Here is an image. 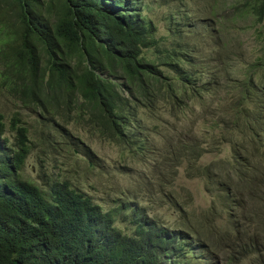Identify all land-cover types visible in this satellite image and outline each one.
<instances>
[{"label":"trees","instance_id":"trees-1","mask_svg":"<svg viewBox=\"0 0 264 264\" xmlns=\"http://www.w3.org/2000/svg\"><path fill=\"white\" fill-rule=\"evenodd\" d=\"M206 9L214 21L225 15L264 40V0H209ZM148 10L144 0H0V95L49 130L35 143L19 112L8 127L10 147L0 144V264H264V54L250 62L238 30L223 32L214 21L208 35L195 22L188 33L181 10L164 17L160 31ZM221 88L235 95L205 113L217 132L213 143L176 137L157 165L172 183L185 169L186 179L215 192L220 206L200 218L164 182L162 207L180 217L174 225L141 206L145 184L101 207L70 179L48 174L42 157L60 139L62 153L75 157L86 152L82 134L117 144L121 156L137 155L150 135L142 110L156 121L160 112L177 117L188 102ZM6 134L0 114V138ZM38 144L46 147L40 183L23 174ZM224 146L229 160L202 165ZM214 209L229 216L222 235L211 231Z\"/></svg>","mask_w":264,"mask_h":264},{"label":"rangeland","instance_id":"rangeland-1","mask_svg":"<svg viewBox=\"0 0 264 264\" xmlns=\"http://www.w3.org/2000/svg\"><path fill=\"white\" fill-rule=\"evenodd\" d=\"M209 0H144L149 8L148 16L153 20H157L156 24L162 31L164 26L163 18L181 10L184 17L187 18L188 33L194 31L193 23L195 22L200 28H203L208 35V29L213 24L211 11L206 9ZM226 1V0H225ZM218 4V3H217ZM215 4V5H217ZM221 4V3H219ZM229 4V3H228ZM223 5V4H221ZM249 15H246V18ZM245 18L244 29L252 25V17L247 20ZM222 28L223 32H229V28L238 30L243 38L241 50L247 53L244 57H247L250 62L255 63L256 59L261 58L264 54V40L258 41L255 37V29H247V31H241L234 22L227 17L215 20ZM186 24V23H185ZM240 26V25H239ZM264 33V23L260 26ZM234 31H230L232 33ZM264 35V34H263ZM241 69L237 68L236 72L239 73ZM260 72V70H259ZM235 94H227L224 88L220 91H216L212 95H201L197 99H194L187 103L182 111L178 112L177 117H170V114H162L160 112L157 116H146L149 110H142L143 121L149 127L148 133L149 141L146 144L144 152L137 154L130 151H125L124 156L122 154V148L117 144L101 142L98 139H90V136L82 134V139L85 142L86 152H78L77 156H72L66 152L62 153L61 147L64 146L65 141H57V149L48 153L46 158V167L49 172L54 175H60L62 177L70 179L77 190L90 197L96 204L101 207L104 203H111L117 199V194L128 191L134 194L135 189L142 185L143 192L139 195V202L141 206H152L154 211L152 214L163 217L169 225H174L177 219L180 218L173 213L170 206L165 205L162 207V202L165 204L168 200L166 197L163 200L164 194L161 192V183L164 182V189L166 193H173L176 198H180L179 202L190 203L189 209L191 214L196 218H200L202 212H209L213 209L212 205L219 202L215 198L216 194L209 193L204 185V182L199 180L186 179L185 169H180L179 178L174 180V183L162 177V173H157V165L161 159V153L165 148H168L172 139L191 134L194 137L200 138L204 141L206 138L207 145L213 143L210 139L217 132H213L209 128V122L211 118L205 113L209 108H214L219 105H224L228 102L229 97H234ZM234 99V98H233ZM161 109L163 107L161 106ZM22 114V121L27 123L30 130V137L35 143H39L40 137L43 133H48V129L45 124L39 122L38 115L33 113L32 110L22 109L20 105L12 100L0 95V114L6 117L7 122V134L4 138H0V144H5L6 148H9L11 141L13 140V134L8 128L10 126L11 119L17 113ZM70 129L74 132L75 127L71 126ZM43 130H46L43 132ZM186 137V136H185ZM45 146L37 145V148H33L30 158L27 160L24 168V176L31 181L42 182L40 180L37 170L38 156L43 154L42 150ZM71 148V146H70ZM41 153V154H40ZM95 157L89 160V156ZM231 158L230 146L223 147V153L221 155H207L203 161V166H209L212 164L220 163L224 160ZM90 163H87V162ZM57 162V163H55ZM57 164V165H56ZM89 166V167H88ZM93 168V169H92ZM161 171V170H160ZM219 172V175L221 176ZM165 174V173H164ZM149 194H154V199H151ZM191 196L192 199L188 196ZM166 196V195H165ZM163 200V201H162ZM151 202V204L149 203ZM160 205V207H159ZM220 206V203H219ZM104 209H109L108 206ZM215 213V220L211 226V231H219L220 234H224L230 227L229 216L225 212H221L220 209L213 211ZM207 264H214L210 260ZM236 264V263H235ZM249 264V262L247 263Z\"/></svg>","mask_w":264,"mask_h":264}]
</instances>
